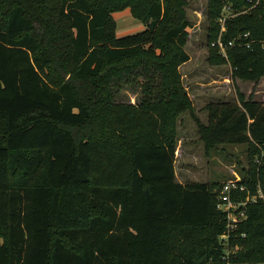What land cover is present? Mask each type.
Masks as SVG:
<instances>
[{"label": "trees", "instance_id": "1", "mask_svg": "<svg viewBox=\"0 0 264 264\" xmlns=\"http://www.w3.org/2000/svg\"><path fill=\"white\" fill-rule=\"evenodd\" d=\"M186 6L0 0V264H264V204L247 206L232 241L241 249L223 261L221 183L176 180L177 123L194 112L180 72ZM225 7L242 11L221 34L234 46L211 63L258 82L264 0H209L212 42ZM126 9L144 29L118 37L113 13ZM127 86L139 90L135 105L116 100ZM205 110L207 124L195 122L206 151L247 145L241 182L264 194V161L254 163L264 103L238 91Z\"/></svg>", "mask_w": 264, "mask_h": 264}, {"label": "rangeland", "instance_id": "2", "mask_svg": "<svg viewBox=\"0 0 264 264\" xmlns=\"http://www.w3.org/2000/svg\"><path fill=\"white\" fill-rule=\"evenodd\" d=\"M186 12L192 27L186 51L190 61L180 67L182 81L190 95L194 112L183 114L177 123L176 168L179 179L187 181L223 183L238 175L248 167L247 145L225 144L206 151L198 133L196 118L207 124L205 105L217 101H237L239 91L245 99L250 96L264 103V77L258 82L233 78L229 64H212L217 54L227 58L221 51H215V21L209 17V0H186ZM246 9L245 11H248ZM242 11L225 7L216 24L220 25V35L224 31L227 18L237 17ZM117 23L118 37L134 34L144 29V25L135 20L128 9L113 13ZM117 102L135 105L140 101L137 88L125 87L116 97ZM255 157V155H254ZM186 178V179H185Z\"/></svg>", "mask_w": 264, "mask_h": 264}, {"label": "built area", "instance_id": "3", "mask_svg": "<svg viewBox=\"0 0 264 264\" xmlns=\"http://www.w3.org/2000/svg\"><path fill=\"white\" fill-rule=\"evenodd\" d=\"M247 36V34L245 35ZM250 44H247L249 46ZM234 46V41L227 44L218 39L215 42V47L227 56V49ZM260 152L254 157V163L260 166L264 161V148L259 147ZM233 178L221 183L219 189L214 190L216 198V207L225 215V232L219 237L220 245L223 250V261H228L231 257L235 256L240 251L241 246L237 243H232L237 239L234 231L246 219V209L249 204L262 203L264 204V194L260 187H257L256 194L252 195L248 187L241 181V176L236 172H232ZM241 193H246L244 200H236V196ZM240 237L245 238V234Z\"/></svg>", "mask_w": 264, "mask_h": 264}, {"label": "crops", "instance_id": "4", "mask_svg": "<svg viewBox=\"0 0 264 264\" xmlns=\"http://www.w3.org/2000/svg\"><path fill=\"white\" fill-rule=\"evenodd\" d=\"M190 61V60H189ZM188 63V62H187ZM186 64V63H185ZM184 65V64H183ZM207 105V104H206ZM205 105V106H206ZM203 124H205L204 122H202ZM176 161H175V173H176V180H177V182L178 183H181V184H186V183H189L190 181H187V180H184V179H179V175H178V172H177V168H176ZM186 179V178H185ZM210 179V178H209ZM208 179V181H206V182H208V183H215V182H213L212 180H209ZM229 179H231V178H229ZM192 182H200V181H192ZM206 182H204V183H206ZM225 182V181H224Z\"/></svg>", "mask_w": 264, "mask_h": 264}]
</instances>
